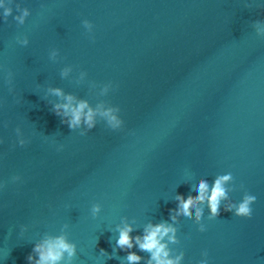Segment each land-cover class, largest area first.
Returning a JSON list of instances; mask_svg holds the SVG:
<instances>
[{
  "label": "water",
  "instance_id": "95a60500",
  "mask_svg": "<svg viewBox=\"0 0 264 264\" xmlns=\"http://www.w3.org/2000/svg\"><path fill=\"white\" fill-rule=\"evenodd\" d=\"M0 4V264H28L61 236L75 253L59 264H129L130 252L156 264L135 240L116 242L160 224L174 229L161 243L177 264H264V0ZM81 103L91 132L67 126L62 106ZM229 173L217 219L207 193L199 219L170 211ZM247 192L250 220L224 211Z\"/></svg>",
  "mask_w": 264,
  "mask_h": 264
},
{
  "label": "clouds",
  "instance_id": "9594fccd",
  "mask_svg": "<svg viewBox=\"0 0 264 264\" xmlns=\"http://www.w3.org/2000/svg\"><path fill=\"white\" fill-rule=\"evenodd\" d=\"M0 7H3L0 4ZM17 11L22 12V15L15 16L14 19L19 21L21 25L25 23V18L30 15V11L27 8H19L17 6ZM12 15L11 8H5L4 18L5 22L7 21V17ZM84 23H88V21H84ZM91 26V25H89ZM17 43H21L22 46H27L29 40L25 37L22 41L17 38ZM11 72H9V76H11ZM56 95H61L58 89L54 90ZM71 97H68V100L71 101ZM60 105L54 106V113L57 116H60V112L58 109ZM64 108L65 113L67 114L69 111L71 112V119L67 122V126L69 129L74 130L76 127L80 126L82 123L87 126L88 132L93 131L96 128V123L94 121V113L89 108L87 113L84 112L88 105L86 103L79 104L76 108H71L70 104H66L62 106ZM111 110L109 112L104 113L105 116L109 117L110 129L113 131L121 128L123 121L118 120L115 116L110 115ZM63 122V121H62ZM81 135H86V133H81ZM21 146L24 145V141L20 142ZM232 179V174L229 173L227 175L218 177L211 184V189L209 185V181L207 178L201 179L199 185L196 189L198 195L195 197L189 195L187 199L183 195H177V207L176 209L170 210L175 211L177 215H185L191 216V209L196 208V216L199 219L203 214V209L198 205L199 203H204L206 199L207 193V206L209 211V220H215L220 216L221 210V202L225 200L226 193L223 187V184ZM210 189V190H209ZM256 196L249 194L248 192L243 196L241 202L239 204L229 203L223 207L225 212H231L238 218L248 219L252 218L253 209L252 205L256 203ZM100 210L99 206H94L93 211L98 212ZM174 219V217H173ZM150 231L146 230V234L143 237L137 236L133 238L130 233L133 231L131 227H126L123 230H120L119 239L117 240V246L121 249H131L134 247L133 240H135V245H138L141 251H148L152 254L151 259L156 261V264H177L179 257L177 258V262L173 260L167 259L168 252L165 251V245L161 243V240L169 233L173 232L174 229L171 227H165L164 224L156 225L154 227L150 226ZM205 227H201L199 231L202 233L205 231ZM33 252L37 254V256H33L32 254L27 256L28 264H59V261L63 258L65 252L68 253L69 257H72L75 253L74 245L66 242V239L61 236L57 238H53L45 241L42 244H37L33 248ZM101 253H104V250L101 249ZM207 256V252L204 253ZM38 257V258H37ZM129 264H139L141 257L137 256L135 253L130 252L127 257ZM202 264H208V260H204Z\"/></svg>",
  "mask_w": 264,
  "mask_h": 264
}]
</instances>
